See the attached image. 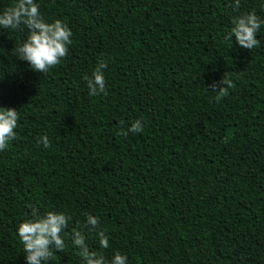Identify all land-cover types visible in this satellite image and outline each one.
<instances>
[{"label": "trees", "instance_id": "1", "mask_svg": "<svg viewBox=\"0 0 264 264\" xmlns=\"http://www.w3.org/2000/svg\"><path fill=\"white\" fill-rule=\"evenodd\" d=\"M38 2L73 43L42 73L10 54L27 30H0V107L21 116L0 152V264H25L17 226L34 207L99 216L110 247L87 243L108 259L264 264V29L252 50L225 40L232 0ZM253 10L264 0H241ZM103 61L106 94L89 96ZM137 118L143 131L122 135ZM51 264H81L70 238Z\"/></svg>", "mask_w": 264, "mask_h": 264}, {"label": "clouds", "instance_id": "2", "mask_svg": "<svg viewBox=\"0 0 264 264\" xmlns=\"http://www.w3.org/2000/svg\"><path fill=\"white\" fill-rule=\"evenodd\" d=\"M231 6L238 14L234 16L230 31L224 39L235 41L241 48L252 50L260 45L257 35L264 29V16L255 10L241 12V0H232ZM27 30L26 37L21 42H15L11 55L28 63L32 70L46 73L58 65L67 56L69 46L73 43V32L67 22L61 19L48 20L41 11L38 0H15L10 6L0 10V30ZM108 62L96 65L90 76H85L89 96L106 94L107 80L105 70ZM221 85H223L221 87ZM232 87L230 79L222 78L208 85L212 92L219 96L228 95L227 89ZM19 110L0 107V152H4L17 135ZM145 122L137 118L122 132V135L141 133ZM37 144L44 148L50 146L47 135L41 136ZM84 220L74 221V214L67 211H47L41 213L39 208H32L30 218L23 220L17 226V235L23 246L25 264H51L56 259V253L63 252L66 240L70 238L71 246L77 250L81 264H129L126 253L115 251L111 258L98 251L91 250L87 240L95 235L100 249L110 247L109 235L100 227V217L88 212L83 213ZM75 227L68 232L70 225Z\"/></svg>", "mask_w": 264, "mask_h": 264}]
</instances>
